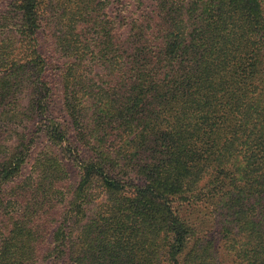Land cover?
<instances>
[{
  "label": "trees",
  "instance_id": "1",
  "mask_svg": "<svg viewBox=\"0 0 264 264\" xmlns=\"http://www.w3.org/2000/svg\"><path fill=\"white\" fill-rule=\"evenodd\" d=\"M9 1L0 264H264L262 0Z\"/></svg>",
  "mask_w": 264,
  "mask_h": 264
},
{
  "label": "rangeland",
  "instance_id": "2",
  "mask_svg": "<svg viewBox=\"0 0 264 264\" xmlns=\"http://www.w3.org/2000/svg\"><path fill=\"white\" fill-rule=\"evenodd\" d=\"M9 2H10L9 0H0V10L1 9H2V11L5 10V8ZM262 4L264 7V0H262ZM51 63H53V60H51ZM60 90H61L60 83L57 82L54 85L53 90L51 91V98H52V109L51 110L53 113L59 112L60 114H63V112H61L62 100H61V91ZM44 140L45 139L43 137L39 138L38 142L40 143V145L44 144ZM65 164H66V167L68 169L71 180L75 181L78 178V173H79L78 167L69 161H65ZM208 210H210V209H208ZM204 217L207 218V215H204ZM221 250H222V248H221ZM221 253H222V257H224L223 258L224 264H232L231 260H229L225 257L223 250Z\"/></svg>",
  "mask_w": 264,
  "mask_h": 264
}]
</instances>
